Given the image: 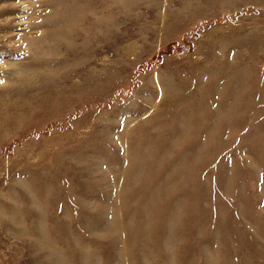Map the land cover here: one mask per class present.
Returning a JSON list of instances; mask_svg holds the SVG:
<instances>
[{
    "label": "rangeland",
    "instance_id": "rangeland-1",
    "mask_svg": "<svg viewBox=\"0 0 264 264\" xmlns=\"http://www.w3.org/2000/svg\"><path fill=\"white\" fill-rule=\"evenodd\" d=\"M0 264H264V0H0Z\"/></svg>",
    "mask_w": 264,
    "mask_h": 264
}]
</instances>
